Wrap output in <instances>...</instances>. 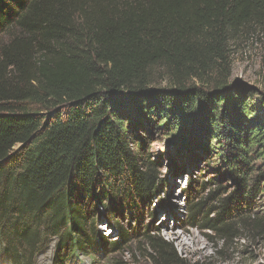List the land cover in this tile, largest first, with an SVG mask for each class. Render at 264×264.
<instances>
[{"label":"trees","instance_id":"obj_1","mask_svg":"<svg viewBox=\"0 0 264 264\" xmlns=\"http://www.w3.org/2000/svg\"><path fill=\"white\" fill-rule=\"evenodd\" d=\"M254 29L264 0H0V264L52 242L58 264L116 252L113 215L165 189L148 144L181 128L174 158L219 162L183 190L188 225L217 254L262 225L264 90L256 108L229 82L231 43ZM143 235L149 264H192Z\"/></svg>","mask_w":264,"mask_h":264},{"label":"rangeland","instance_id":"obj_2","mask_svg":"<svg viewBox=\"0 0 264 264\" xmlns=\"http://www.w3.org/2000/svg\"><path fill=\"white\" fill-rule=\"evenodd\" d=\"M230 75L229 82L245 83L251 87L250 102L256 108L259 105V92L264 90V31L254 29L245 32L231 43L230 47ZM261 116V112L258 113ZM181 129L170 131L169 136L157 135L148 144L152 159L158 161V170L164 174L165 189H160L157 197L149 202L148 209H142L136 218L131 216L128 207H124L121 213L117 212L113 221L127 232V235L119 237L120 247L116 252H107L106 247L97 251L94 260L81 256L72 264H115L121 260L125 264H149L146 256L145 236L148 231L151 236L159 237L172 245L178 256L187 263L199 264H264V223L252 232L243 231L232 243L225 246L220 254L215 252L216 238L209 240L206 235L213 236L208 230L202 231L188 225L185 214V206L188 200L186 190L190 179L201 180L203 177L216 176L215 168L219 162L205 163L203 156L195 161L196 168L188 159L176 154V148L181 145ZM180 157V158H179ZM170 165L177 167V172L169 173ZM224 170V169H223ZM214 187L198 190L196 200L212 192ZM264 198V196L262 197ZM261 200H264L262 199ZM258 216L264 218V203L258 205ZM101 212V207L98 208ZM133 213V212H132ZM154 213V216L150 214ZM134 214V213H133ZM103 218H105L103 216ZM97 230L115 240V232L112 234L109 227L113 226L112 219L109 226L100 220ZM103 224V225H102ZM168 232H173L170 235ZM183 237L187 249L177 241L176 235ZM118 238V237H117ZM220 246V242H217ZM55 260V247L53 242L44 253L37 256L35 264H58Z\"/></svg>","mask_w":264,"mask_h":264},{"label":"bare ground","instance_id":"obj_3","mask_svg":"<svg viewBox=\"0 0 264 264\" xmlns=\"http://www.w3.org/2000/svg\"><path fill=\"white\" fill-rule=\"evenodd\" d=\"M168 233H170V235L172 234H174L173 232H168ZM176 236V239H177V241H178V243L183 247V248H186L187 247V245H186V242L184 241V239H183V237H181L180 235H178V234H175ZM187 249V248H186Z\"/></svg>","mask_w":264,"mask_h":264}]
</instances>
